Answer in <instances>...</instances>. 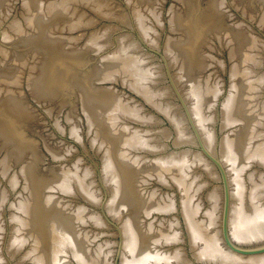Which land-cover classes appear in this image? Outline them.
Returning <instances> with one entry per match:
<instances>
[{"label": "water", "instance_id": "95a60500", "mask_svg": "<svg viewBox=\"0 0 264 264\" xmlns=\"http://www.w3.org/2000/svg\"><path fill=\"white\" fill-rule=\"evenodd\" d=\"M0 264H264V0H0Z\"/></svg>", "mask_w": 264, "mask_h": 264}]
</instances>
